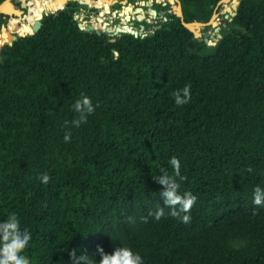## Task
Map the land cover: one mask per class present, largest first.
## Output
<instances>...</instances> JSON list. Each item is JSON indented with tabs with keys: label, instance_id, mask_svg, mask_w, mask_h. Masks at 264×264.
Instances as JSON below:
<instances>
[{
	"label": "trees",
	"instance_id": "1",
	"mask_svg": "<svg viewBox=\"0 0 264 264\" xmlns=\"http://www.w3.org/2000/svg\"><path fill=\"white\" fill-rule=\"evenodd\" d=\"M179 1L185 22L206 23L220 0ZM64 5H41L38 32L12 46L21 22L0 17V219L15 210L32 233L23 254L72 264L73 248L98 261V245H126L144 264H264V204L252 202L264 187V0H240L214 46L175 15L111 42ZM81 95L95 110L75 126ZM173 156L180 191L197 197L188 223L153 179L173 174ZM159 205L157 221L148 212Z\"/></svg>",
	"mask_w": 264,
	"mask_h": 264
},
{
	"label": "clouds",
	"instance_id": "2",
	"mask_svg": "<svg viewBox=\"0 0 264 264\" xmlns=\"http://www.w3.org/2000/svg\"><path fill=\"white\" fill-rule=\"evenodd\" d=\"M176 105L187 104L191 99V85L186 84L183 88L173 93ZM74 111L79 114V119L73 121L75 126L86 121L87 116L94 112L95 107L91 98L81 95L72 105ZM70 135L66 134L65 141L70 140ZM171 166L173 174L161 167L159 174L153 179L162 186L159 196L164 205L169 210V215L179 217L183 223H188L191 219L188 213L194 205L197 197L191 191H180L179 180H183L181 175V163L175 156L167 161ZM42 183H47L49 176L42 174ZM252 202L255 205L264 204V187L256 185L252 193ZM183 213V215H181ZM165 214V208L160 205L154 210H149L148 216L154 220H160ZM146 221L147 217H141ZM32 238V233L26 228L21 227V221L15 210L8 213L4 219H0V264H31L30 259L23 254V250L28 246ZM77 248L68 251L72 264H144L143 257L137 251L126 245L113 246L110 252L104 251L101 246H97L96 254L99 256L97 261L95 255H77ZM67 264V262H65Z\"/></svg>",
	"mask_w": 264,
	"mask_h": 264
},
{
	"label": "water",
	"instance_id": "3",
	"mask_svg": "<svg viewBox=\"0 0 264 264\" xmlns=\"http://www.w3.org/2000/svg\"><path fill=\"white\" fill-rule=\"evenodd\" d=\"M102 1H110V0H102ZM118 0H114V2H116ZM123 1V0H121ZM168 3H173L174 7H176V13L174 14L176 17H178L181 21V24L185 27L188 28L190 31H192L195 35L196 38H198L196 35L197 33L194 31L195 29L197 31L207 27V26H211L214 27L213 30L216 34L217 37V41L218 39L221 38V34H220V26H217V14L212 15V17L210 18V20L206 23H202V22H192V23H187L183 20V13H182V8H181V3L179 0H167ZM14 2H17V0H14ZM86 2L88 4H92V2H90V0H86ZM159 4L161 3L162 5H165L166 2H162V0H143L140 3V7L135 9V14H142L144 16V11L142 9V6H146V7H151L153 4ZM240 4V0H235L233 2L232 5H230L229 7L226 8V14L224 16V19L221 21L222 27H226L227 24L232 20V18L236 15V11L237 8ZM219 5H224V0H220L217 3V7ZM21 8H25L26 7V3L22 2L21 3ZM65 8V7H64ZM106 9V6H105ZM217 9V8H216ZM215 9V10H216ZM116 11L113 13V16H116ZM52 14V13H51ZM149 14L150 16H152V18H156L158 16L157 12L153 9V8H149ZM164 12L161 13V18L166 21L167 18L164 16ZM1 15H6V16H10V17H21V13L20 11L16 10L13 6L12 3H10V0H4L1 4H0V17ZM48 13L45 14H37L36 16H34V22L31 24V26H29L27 23H22L20 25V27L16 30L15 35H12V40L7 44L8 46H12L13 42H15L17 40L18 37H25L28 35H33L36 32H38V30L41 27V20L44 16H48ZM74 20H76V17L74 16ZM77 21V20H76ZM129 21V20H128ZM132 25V23H130ZM96 26L92 25V24H87V26L82 25V23L78 22V27L79 29L86 31V32H93L95 31L96 33H106L108 35V37H110V41L111 42H115L117 38H120L123 34H130L133 35L134 37H144L146 34L143 33V28H141L139 31H136L134 29H132V27H127V26H121L120 24L116 25L113 29L110 28L108 26L107 22H103L101 21V17H97L96 18ZM96 27V28H95ZM159 27V26H158ZM149 31V30H148ZM147 34L151 33L152 31L148 32ZM28 33V34H25ZM212 38L213 35H209L207 32L203 33V38H198L199 41H204L208 46H214L216 44V42L214 43H210L208 42L207 38ZM115 56H117V52H114Z\"/></svg>",
	"mask_w": 264,
	"mask_h": 264
},
{
	"label": "rangeland",
	"instance_id": "4",
	"mask_svg": "<svg viewBox=\"0 0 264 264\" xmlns=\"http://www.w3.org/2000/svg\"><path fill=\"white\" fill-rule=\"evenodd\" d=\"M39 1L40 0H17V2H14V0H10V3H12L14 8L16 10L20 11V13H21V17L18 18L20 20L21 24L22 23H28L26 21L25 17L29 15V9H30L29 5H28L29 3L32 4V7L37 6L41 10L40 7H41L42 4H39ZM71 1H75L77 3L76 12H75V15H74L76 17L77 22H80V23H82V25L87 26V24L94 25L96 18L99 17V16H103L102 15L103 12L106 15V18H105L106 22H110V24L111 23L117 24L120 21H118L117 18L116 19L113 18L114 17L113 13L115 11H118L119 14L125 13V11L128 9V6H132L134 8V11H135L136 8L140 7V3L143 0H123V1L118 0L117 1L118 3L117 2L113 3L114 0H112V1H110V4L108 6H106V9H105L104 5H101V0H99V1L90 0V2H92L94 4V7H92L90 4H88L86 2V0H65L64 7L67 5L68 2H71ZM22 2L26 3V7L25 8H21L20 5H21ZM52 2H53V0H52ZM162 2H166V4L162 5L161 3H159V4H156V5H160V4L162 5V7H163L162 9L165 11L164 15H165L166 18H168V16L174 15L176 13V7H174L173 3H168L167 0H162ZM94 8H96V11H94L95 10ZM149 8H153V7H148V9ZM223 8H224V5H219L217 7V9L215 10V14H217L216 15L217 16V20H216L217 26H220L221 28H222L221 21L224 19V16L226 14V12L223 10ZM112 11H114V12H112ZM148 12H149V10H148ZM138 15L139 14H135V12H134V15L131 17L132 18L131 20H133V21L135 20L136 21V20H140V19H145L146 22H148L147 24H148V26H150V30L148 31L147 28H145L144 31H143L144 34H147V31L148 32L153 31L160 23L164 22L163 19L152 18L147 13H145L144 17H142V18H137ZM111 17L113 18V20L111 19ZM121 23L123 24V21H121ZM132 26H133V29H135L136 31H139V28L136 25L132 24ZM3 28L8 30V28L2 26L1 29H3ZM213 28L214 27L207 26V27H205V28H203V29H201L199 31H197L196 29L194 31L197 33L196 36L198 38H201V39L203 38V33L204 32H207L209 35H213L212 38L208 37L207 40L210 43H214V42L217 41V37H216V34H215ZM8 32L11 34V36L13 35L9 30H8ZM5 45H7V44H5Z\"/></svg>",
	"mask_w": 264,
	"mask_h": 264
},
{
	"label": "bare ground",
	"instance_id": "5",
	"mask_svg": "<svg viewBox=\"0 0 264 264\" xmlns=\"http://www.w3.org/2000/svg\"><path fill=\"white\" fill-rule=\"evenodd\" d=\"M57 1H59V0H57ZM110 1H112V0H110ZM110 1H102L101 0V3L104 4V5H109L110 4ZM234 1L235 0H224V8H223V10L226 12V8L229 7L231 4H233ZM51 2H52V0H40L39 1V4L47 5V4H50ZM28 5H29V8H30V9L28 8L29 9V15L26 16L25 19L28 22L27 24L29 26H31L30 24H32L34 22V16H36L37 14H41V13L44 14V13L37 6L32 7V4L31 3H29ZM63 8L64 7H62V9ZM133 12H134V8L132 6H128V9L125 11V13L119 14L121 17H123L122 21H123V25L124 26H127V27L128 26L129 27L131 26V24H129L128 22L132 19L131 17L134 15ZM100 17H101V21L106 22V20H105L106 15L104 17H102V16H100ZM142 17H143V15L142 14H139L137 18H142ZM95 23H96V20H95ZM95 23H94V26H96ZM25 34H28V33H25Z\"/></svg>",
	"mask_w": 264,
	"mask_h": 264
},
{
	"label": "flooded vegetation",
	"instance_id": "6",
	"mask_svg": "<svg viewBox=\"0 0 264 264\" xmlns=\"http://www.w3.org/2000/svg\"><path fill=\"white\" fill-rule=\"evenodd\" d=\"M95 1H99V0H95ZM117 2V1H116ZM118 3V2H117ZM155 4V3H154ZM101 5H104V4H102L101 3ZM91 6L92 7H94V4L92 3L91 4ZM105 6H108V5H104V7ZM151 7H153V5L151 6ZM161 7H162V5H161ZM95 10L94 11H96V8H94ZM142 9H143V11H144V14L145 13H147V14H149V12H148V7H146V6H142ZM156 12H157V14H158V16L155 18V19H158V18H160V19H162L160 16H161V13L162 12H164L165 13V11L162 9V8H157V9H154ZM112 12H114V11H112ZM117 13H116V16L115 17H113V18H117V20L118 21H120V22H118L117 24H113V23H111L110 24V22H107L108 23V26L110 27V28H114L116 25H118V24H120L121 26H123V24L121 23V21H122V19H123V17H121L120 15H119V12L118 11H116ZM135 12V11H134ZM134 12H133V14H134ZM107 14V13H106ZM103 16L102 17H104L105 16V14H104V12H103V14H102ZM149 16H150V14H149ZM165 16V15H164ZM137 17V16H136ZM144 17V16H143ZM150 17H152V16H150ZM113 18L111 17V19L113 20ZM120 18V19H119ZM129 24L130 23H132L133 25H136L138 28H139V30L141 29V28H143V30L142 31H144V29L145 28H147V30H150V26H148V22H146V20L145 19H140V20H130L129 22H128ZM131 27H132V29H133V26L131 25ZM135 30V29H134Z\"/></svg>",
	"mask_w": 264,
	"mask_h": 264
}]
</instances>
